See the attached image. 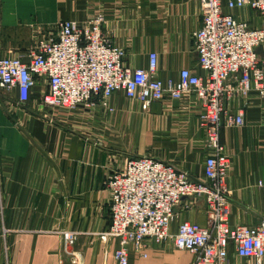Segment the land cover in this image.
Here are the masks:
<instances>
[{
  "label": "crops",
  "instance_id": "crops-1",
  "mask_svg": "<svg viewBox=\"0 0 264 264\" xmlns=\"http://www.w3.org/2000/svg\"><path fill=\"white\" fill-rule=\"evenodd\" d=\"M231 13L264 27V17L249 7ZM98 16L130 68H147L156 53L163 81L178 80L183 69L200 73L193 40L202 24L199 0H0V58L28 60L35 40L60 22L87 24ZM47 90L40 81L22 105L16 89L0 88V264H71L72 255L82 264H116L117 243L101 238L111 225L108 178L128 161L149 157L204 181L210 150L201 108L192 97L144 111L138 101L116 94L113 112L95 100L71 113L45 106ZM220 140L231 160L230 226H256L264 219L263 100L252 96L244 126L224 128ZM186 220L207 224L203 201L185 200L176 208L172 233ZM147 254L133 255L130 264L194 261L171 242H149ZM231 261L248 263L234 254Z\"/></svg>",
  "mask_w": 264,
  "mask_h": 264
},
{
  "label": "built area",
  "instance_id": "built-area-1",
  "mask_svg": "<svg viewBox=\"0 0 264 264\" xmlns=\"http://www.w3.org/2000/svg\"><path fill=\"white\" fill-rule=\"evenodd\" d=\"M199 5L202 24L193 40L200 73L183 69L178 80L158 77L156 53L149 55L147 68H130L125 50L104 35V16L87 24L60 22L37 39L28 60L0 58V88L16 89L22 105L44 81L43 103L57 110L74 111L99 100L113 112L110 100L116 94L138 101L144 111L192 97L201 108L200 127L210 150L204 181L149 157L128 161L108 178L111 225L101 238L117 243L116 264H130L133 255L146 259L149 242L158 247L171 242L193 255V264H232V254L247 264H263L264 219L253 227L230 226L231 160L220 135L224 128L244 126L252 96L264 102V27L253 28L231 13L249 7L264 17V0H199ZM185 200L204 202L207 224L182 221L174 234L175 210ZM65 241L72 245L75 238L65 234ZM71 258V264H82Z\"/></svg>",
  "mask_w": 264,
  "mask_h": 264
},
{
  "label": "rangeland",
  "instance_id": "rangeland-1",
  "mask_svg": "<svg viewBox=\"0 0 264 264\" xmlns=\"http://www.w3.org/2000/svg\"><path fill=\"white\" fill-rule=\"evenodd\" d=\"M53 31H55V30H53ZM37 40H35V42H36ZM34 42V43H35ZM35 45V44H34ZM103 110H104V108H102ZM58 110H62V111H67V112H71V113H73V112H76L77 110H74V111H68V110H63V109H58ZM105 187H106V184H105ZM229 188V187H228ZM106 189H107V187H106ZM108 190V189H107ZM230 191V190H229ZM109 192V191H108ZM109 207H110V204H109ZM63 250H64V252L65 253H67V247H66V249H65V246H64V248H63ZM176 251H180V250H176ZM180 252H182L183 253V255H185V256H189L188 254H190V253H188L187 251H180ZM187 258V257H186ZM185 258V259H186ZM185 264H190V262H186Z\"/></svg>",
  "mask_w": 264,
  "mask_h": 264
}]
</instances>
